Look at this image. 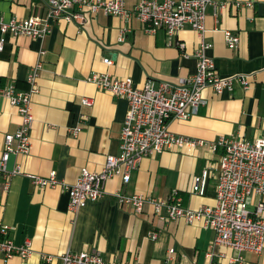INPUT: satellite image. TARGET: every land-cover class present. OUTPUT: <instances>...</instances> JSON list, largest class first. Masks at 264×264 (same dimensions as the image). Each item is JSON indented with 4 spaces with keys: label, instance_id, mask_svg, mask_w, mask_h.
I'll return each mask as SVG.
<instances>
[{
    "label": "crops",
    "instance_id": "1",
    "mask_svg": "<svg viewBox=\"0 0 264 264\" xmlns=\"http://www.w3.org/2000/svg\"><path fill=\"white\" fill-rule=\"evenodd\" d=\"M139 0H124L133 7ZM228 6L214 11L206 8L204 40L211 44L207 55L220 77L247 75L250 86H235L233 93L216 94L207 87L202 91L205 104L188 120L173 119L168 129L180 136L202 139L208 145L180 151H164L144 158L129 182L109 179L104 195L73 212L68 194L59 186L40 188L29 175L56 178L71 185L85 168L98 172L106 155L119 153V135L127 111V102L99 90L86 81L89 74L108 73L131 78L142 88L146 81L154 85L165 81L179 83L195 72L193 56L198 34L189 28L180 30L170 41L165 31H144L131 17L108 16L98 12L78 27L58 19L41 39L1 34L0 90L14 85L26 91L30 69L41 62L38 91L32 97L34 122L30 132L28 156L11 154L7 169L20 166L19 174L6 188L0 179V229L8 226V238L21 245L30 241L27 259L17 256L0 264H57L65 251L99 254L110 262L140 264H264V252L237 253L228 248L212 247L214 233L199 221L182 219L163 221L146 207L141 213L119 206L115 194L152 195L167 198L176 191L182 205L196 209L213 205L215 173L219 152L209 143L220 136L252 141L264 129V0H225ZM249 4V5H248ZM46 0H0L4 21L44 15ZM238 35V45L230 49L224 32ZM111 59L107 65L103 59ZM92 99L83 106L82 99ZM84 116L82 128L73 136L69 129ZM19 124L16 108L0 96V154L4 135ZM211 170L203 196L190 193L193 177L202 168ZM157 233L156 240L148 238ZM173 249L172 256L168 250ZM42 257H50L46 262Z\"/></svg>",
    "mask_w": 264,
    "mask_h": 264
},
{
    "label": "built area",
    "instance_id": "2",
    "mask_svg": "<svg viewBox=\"0 0 264 264\" xmlns=\"http://www.w3.org/2000/svg\"><path fill=\"white\" fill-rule=\"evenodd\" d=\"M249 5V4H248ZM211 6L219 11L228 6L225 0H139L133 7L126 8L124 0H46L44 15H32L24 19L4 21L0 16V33L13 37L41 39L50 32L51 23L58 19L82 26L88 16L102 12L108 16L135 18L144 31L156 34L164 30L169 40L184 28L198 34L199 42L193 56L196 61L195 72L179 83L159 82L154 85L146 81L142 88L133 85L131 78H117L108 73L89 74L86 81L95 85L115 98L127 102V111L119 135V153L106 155L104 165L98 172L83 168L79 176L66 185L56 178L54 171L46 177L29 175L31 183L40 188L59 186L68 194V208L77 211L90 202L99 200L104 195L106 182L118 177L122 182L130 181L140 162L146 157L162 154L164 151L195 149L208 145L202 139L176 135L168 129L173 119L188 120L205 104L202 91L209 87L216 94L224 91L233 93L235 86L249 88V77L238 75L220 77L212 59L207 55L211 44L204 40V21L206 8ZM226 45L235 49L238 35L224 32ZM4 40L0 39V51ZM110 65L111 59H103ZM38 61L28 73V89L19 91L14 85L0 90V96L16 108L19 124L13 133L4 135L3 151L0 154V179L5 187L13 176L20 172L16 165L7 169L11 154L28 156L31 149L30 132L34 118L31 111L32 97L39 92L37 78L41 70ZM83 106H91L92 99L83 98ZM84 116L69 129L73 136L82 128ZM213 151H218L219 162L215 173V197L213 205H202L196 209L184 207L176 191L168 193L167 198L134 193L114 196L119 206L130 208L134 213H141L146 207L152 208L155 215L163 221L182 219L191 224L199 221L204 228L214 235L212 247L228 248L237 253L250 251L256 254L264 252V129L252 141L226 136L218 137L209 143ZM209 167L202 168L199 175L193 177L192 194L203 196L210 178ZM12 227L0 229V255L5 258L17 256L27 259L31 254L30 241L16 245L8 238ZM157 233H150L149 239L156 240ZM168 255L172 256L173 249ZM46 262L50 257H42ZM57 264H140L139 262L105 261L99 254L65 251L58 257ZM207 264H216L209 261Z\"/></svg>",
    "mask_w": 264,
    "mask_h": 264
}]
</instances>
